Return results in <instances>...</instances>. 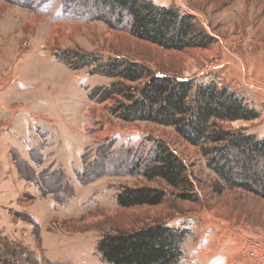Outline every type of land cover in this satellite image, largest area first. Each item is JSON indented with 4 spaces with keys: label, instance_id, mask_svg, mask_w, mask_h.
I'll return each instance as SVG.
<instances>
[{
    "label": "rangeland",
    "instance_id": "374dc122",
    "mask_svg": "<svg viewBox=\"0 0 264 264\" xmlns=\"http://www.w3.org/2000/svg\"><path fill=\"white\" fill-rule=\"evenodd\" d=\"M153 1L190 14L213 43L165 48L133 35L128 16L119 21L94 0H0L5 264H110L97 248L104 235L161 220L184 231L177 264H264V196L231 186L209 165L212 154L174 126L117 115L126 95L105 98V88L140 86L148 76L129 81L95 71L118 59L226 86L260 115L219 125L262 138L264 0ZM160 142L186 164L188 181L176 186L144 174ZM125 187L160 189L164 199L121 206Z\"/></svg>",
    "mask_w": 264,
    "mask_h": 264
},
{
    "label": "trees",
    "instance_id": "16d2710c",
    "mask_svg": "<svg viewBox=\"0 0 264 264\" xmlns=\"http://www.w3.org/2000/svg\"><path fill=\"white\" fill-rule=\"evenodd\" d=\"M94 1L106 7L108 13L116 14L119 21L128 16L133 35L165 48L208 47L213 43L211 36L196 27L190 14L174 6L153 0ZM102 17L113 25L108 14ZM90 62L83 60L82 64ZM95 71L129 81L148 76L140 86L122 83L120 87L113 84L105 88V98L114 93L126 95L128 102L119 104L117 115L129 121L174 126L190 143L201 146L205 155L212 154L209 165L231 186L264 196V137L246 133V128L228 130L219 125L223 120H249L260 115L241 97L216 82L195 84L189 78L176 80L152 74L137 62L114 59L100 64ZM156 149L144 174L148 178L162 177L176 186L188 181L186 164L164 143H158ZM164 194L151 187H125L117 194V201L125 207L158 204ZM184 235L179 227L161 220L132 231L106 234L98 241L97 248L103 260L110 264H177L183 255ZM5 262L0 254V264Z\"/></svg>",
    "mask_w": 264,
    "mask_h": 264
}]
</instances>
